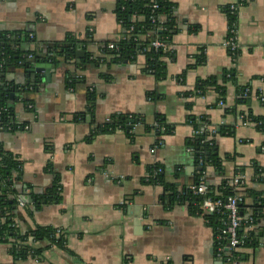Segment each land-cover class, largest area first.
Segmentation results:
<instances>
[{
    "label": "crops",
    "instance_id": "0c3cea01",
    "mask_svg": "<svg viewBox=\"0 0 264 264\" xmlns=\"http://www.w3.org/2000/svg\"><path fill=\"white\" fill-rule=\"evenodd\" d=\"M239 1L172 0L180 28L171 46L176 59H165L167 79L158 82L142 74L144 56L133 63L103 52L122 36L115 13L118 0H0V31L14 34L25 53L69 36L89 44L87 51L79 49L87 52L84 58L60 60L57 66L30 63L9 72L16 80L6 78L28 89L25 97L33 101L16 103L13 95L18 94L12 93L9 103L19 129L0 130V144L23 162L17 197L33 201L20 206L19 200L17 222L23 229L61 231L67 249L53 247L40 259L23 262L13 255L10 244H0V264H264V221L256 232L260 246L243 248L228 258L230 252L218 248L215 232L203 216L192 215L187 204L166 206L165 188L149 183L150 169L157 166L164 167L166 182L179 190L196 182L201 167L188 149L195 133L192 116L209 118L231 178L239 168H247L252 183L253 163L264 167V132L244 123L239 114L252 112L264 118V0H252L239 10L236 58L226 45L229 20L224 9ZM203 57L206 62L198 64ZM94 60L99 63L90 62ZM38 64L51 68L28 71L37 70ZM233 70L237 83L228 85L225 106H214V92L184 98L199 80L221 82ZM72 73L83 80L76 89L68 85ZM240 88L252 94L247 104L238 105ZM90 90L97 94L93 115ZM154 91L161 96L158 102L147 97ZM227 109H236L237 115L226 114ZM114 115L136 117L139 122L134 130L94 135ZM159 116L175 127L172 135L147 132V125ZM227 129L234 135H227ZM209 181L216 185L220 179L211 175ZM58 182L62 202L36 210L34 196H45ZM249 213L253 215L252 210Z\"/></svg>",
    "mask_w": 264,
    "mask_h": 264
},
{
    "label": "trees",
    "instance_id": "16d2710c",
    "mask_svg": "<svg viewBox=\"0 0 264 264\" xmlns=\"http://www.w3.org/2000/svg\"><path fill=\"white\" fill-rule=\"evenodd\" d=\"M252 0H240L236 5L228 6L224 9L229 20L228 38L234 36L233 31L237 32L239 10L245 7ZM177 5L172 0H118L115 13L122 27V36L115 48L110 49L109 45L103 47V52L114 60H127L135 63L139 56H144L146 62L142 69V74L154 76L158 82L167 79V65L165 59H176L175 53L171 50L173 37L180 31L177 17ZM198 27L193 31L197 32ZM159 41L162 47L157 48L153 45ZM88 42H82L73 36H69L63 42H57L48 46L28 51L20 50L18 39L14 34L0 31V119L4 130L17 132L18 126L14 119V110L10 106L11 94L17 103L32 104V100H27L25 94L29 95L28 89L10 84L6 81L9 72L19 68H28L33 60L38 63H50L57 66L60 60L73 61L77 59V53L82 50H88ZM80 49V50H79ZM231 52V51H230ZM87 53V52H86ZM88 60L91 55L88 52ZM236 58L239 56V50L235 52ZM87 59V58H86ZM99 60V59H98ZM98 60L90 61L99 63ZM83 62V61H81ZM89 62V61H87ZM206 58H200L198 64H204ZM85 63V62H84ZM82 78L76 73H72L68 78L70 89H76L82 84ZM237 83V72L235 70L225 73L220 82L217 78L199 80L194 92L184 95L185 99L206 97L210 92H214L217 101L214 106H220L226 103L228 85ZM249 90V89H248ZM240 99L238 105L247 104L252 94L248 93L246 88L239 89ZM147 97L150 101L158 102L161 96L157 92H148ZM97 101V94L94 90L89 92V105L91 114H94L93 108ZM189 109L191 104H187ZM226 114L237 115L236 109H227ZM243 122H253L257 124L260 131L264 132V118L256 117L252 112L239 113ZM80 117H77L79 120ZM131 120L139 119L125 115H114L104 126L95 130V134L113 133L118 130L127 131V123ZM190 123L194 126L195 135L188 141V149L195 156L197 164L201 171L197 176L196 182L190 188L179 190L175 185L166 182L165 170L162 166L152 167L150 169L149 183L162 185L165 188V194L162 202L166 206L175 203L187 204L189 212L194 216H203L208 225L214 230L217 239L218 248L226 250L229 239L226 235L229 212L225 206L230 198L241 197L239 204V215L243 217L242 227L239 230V236H244L242 248H257L260 246L259 236L257 235V226L264 221V167L258 163H253L252 169L254 176L252 186H247L242 192L236 191L230 185L231 177L227 174L216 142V134L211 131V122L208 117H190ZM211 127V128H210ZM146 130L148 133H155L159 137L172 135L175 127L169 125L166 119L159 116L156 122ZM128 133V132H127ZM229 136L234 135L231 129L226 130ZM133 136V135H130ZM162 170L161 172H159ZM247 168H239L234 176L247 175ZM214 175L219 178V183H210V177ZM207 176L205 181L208 187L207 195H197L192 187H199L203 182L202 177ZM23 180V162L13 153L5 150L0 144V244H10L12 253L19 261H26L30 257L40 259L44 252L53 247L67 249V240L65 235L53 227H37L32 230L17 222L19 216V197L16 194V186ZM206 198L213 202H221L223 207L215 213L205 214L200 207ZM36 210H40L44 204H60L63 200L62 186L56 183L45 196H34ZM250 210L253 211L252 220L246 218ZM29 216L33 215L32 210L28 209ZM36 244H42L37 247ZM238 256L237 253H228L229 256Z\"/></svg>",
    "mask_w": 264,
    "mask_h": 264
},
{
    "label": "built area",
    "instance_id": "2783aa9c",
    "mask_svg": "<svg viewBox=\"0 0 264 264\" xmlns=\"http://www.w3.org/2000/svg\"><path fill=\"white\" fill-rule=\"evenodd\" d=\"M234 36L231 37L230 39H227V47L231 51L233 55H235V52L238 50V45H237V32L233 31ZM153 45L157 48L162 47V44L159 41H156L153 43ZM110 49L115 48L114 44H111L109 46ZM249 92V91H248ZM262 102H264V98H262ZM221 106H225V104L222 102L220 104ZM32 106V105H31ZM246 124H253L257 126L256 123L253 122H245ZM17 125V124H16ZM18 126V125H17ZM0 130H4L1 126V119H0ZM199 134L198 132L195 131L194 136ZM154 152V151H153ZM160 170L159 172H161ZM207 180V176L202 177V183L200 184L199 187H192V189L195 191L197 195L205 196L207 195L208 187L205 184V181ZM230 185L235 188L236 191L240 192L242 195V192L245 191L247 186H252L253 184L248 181V178L246 175H237L231 178L230 180ZM241 197H234L230 198L225 206V209L229 212L228 216V223H227V230H226V235L228 236L229 239V244L227 246L228 252H234L235 250L238 249H243L242 245L244 244V236L241 238L239 236V230L242 227L243 223V217L239 215V204L241 203ZM25 203L24 201L21 200L20 206H24ZM200 207L203 210L205 214H211L215 213L218 209L223 207L221 202H213L209 198H206L202 203H200ZM246 218L252 220V214L248 213Z\"/></svg>",
    "mask_w": 264,
    "mask_h": 264
},
{
    "label": "water",
    "instance_id": "95a60500",
    "mask_svg": "<svg viewBox=\"0 0 264 264\" xmlns=\"http://www.w3.org/2000/svg\"><path fill=\"white\" fill-rule=\"evenodd\" d=\"M77 55H78V58H84L85 56H86V52H82V51H79L78 53H77ZM32 63H34V64H36L37 63V61L36 60H33L32 61ZM46 66L47 65H40V64H38V66H37V70L35 69V70H28L29 72H31L32 74H35V73H37V72H42V71H44V70H46ZM48 68H51L50 66H47ZM9 81H14V80H16V75H13V74H8L7 75V77H6ZM6 79V80H7ZM13 95V94H12ZM15 95H13V97H14ZM136 124H137V121L136 120H131V121H129L128 123H127V129L128 130H134L135 128H136ZM21 200H25V199H21ZM24 203L25 204H32L33 203V201H32V199L30 198L28 201H24ZM19 214V213H18ZM20 215V214H19ZM27 228H31L30 226H25V230H27ZM32 229V228H31ZM33 230V229H32ZM263 236V235H262ZM241 250H243V249H238V250H235V253H237V254H240L241 253Z\"/></svg>",
    "mask_w": 264,
    "mask_h": 264
}]
</instances>
